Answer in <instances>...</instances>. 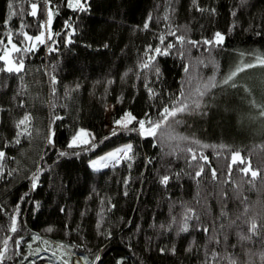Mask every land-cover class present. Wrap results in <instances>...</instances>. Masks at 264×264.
<instances>
[{"label": "trees", "instance_id": "trees-1", "mask_svg": "<svg viewBox=\"0 0 264 264\" xmlns=\"http://www.w3.org/2000/svg\"><path fill=\"white\" fill-rule=\"evenodd\" d=\"M9 2L0 0V55L9 32L18 47L27 46L17 34L21 24L31 36L44 31L46 42L14 54L23 59L21 72L0 70L3 264H24L20 251L34 234L89 259L98 256L96 264H264V66L256 65L257 56L264 58V0H87L86 11L68 8L67 0L47 6L46 0H11V9ZM33 3L36 16L30 14ZM47 8L54 13L50 31L59 33L51 39L42 27ZM10 12L16 14L9 20ZM85 26L99 42L80 39ZM170 31L199 44L181 45ZM217 32L225 37L222 45L204 44ZM168 43L175 45L170 54L153 62L159 75L140 67L149 45L163 50ZM237 67L242 70L233 80L221 84ZM210 80L216 87L194 109L196 89ZM185 97L189 111L178 113L179 124L169 118L162 139L159 132L144 137L114 123L126 112L159 120L164 106ZM25 115L30 121L17 127ZM135 127L133 121L129 128ZM50 128L54 145L47 142ZM79 128L91 133L95 148L68 147ZM126 142L133 146L131 161L91 167L92 158ZM189 147L196 161L185 151ZM233 152L245 163L233 164ZM246 165L258 172L255 178L240 171ZM34 173L39 181L32 190ZM165 175L167 184L161 183ZM185 223L188 229L181 231Z\"/></svg>", "mask_w": 264, "mask_h": 264}, {"label": "snow or ice", "instance_id": "snow-or-ice-1", "mask_svg": "<svg viewBox=\"0 0 264 264\" xmlns=\"http://www.w3.org/2000/svg\"><path fill=\"white\" fill-rule=\"evenodd\" d=\"M51 0H46V6L48 3H50ZM193 4H196V0H193ZM86 5H87V0H67V7L74 9V10H79V11H86ZM13 7L11 0L8 4V8L11 9ZM32 11H31V15L32 16H36L37 15V4L33 3L31 5ZM201 11H203V9H200ZM212 11H215L214 9ZM15 12H10L8 19L10 20L12 18L13 15H15ZM47 21L45 22V25H42V27H48L49 28V32H48V36L47 39H51L53 35H59V33H52L50 31V26L53 20V15L54 13L52 12L51 8H47ZM149 19H151V17H149ZM165 19H167V17H165ZM148 23L146 22L144 24V28L147 29L148 28ZM66 27H70V25L66 22ZM24 25L21 24V30L19 33H17L18 35H23V41L21 42L22 44H24L25 42L27 43V46L24 47H18L16 43H13L12 41V34L11 32H9L7 34V43L8 45H11V49L8 50L6 49L3 55H0V61H6V68L5 69H0V70H6L9 73L12 72H16L19 73L24 69V62L23 59L21 58L19 61H13L11 60L9 57L11 55V53H19L21 51L24 52H33L34 50H36L38 44H45L46 40H45V32L44 31H40V33L38 35L35 36H31L28 35L27 32L23 31ZM74 31V30H73ZM168 35H172L176 37V40L180 42L181 45L187 44V45H191L192 47H196L197 44H199L198 41H193V40H188L186 39L185 36L183 35H179L177 36L175 32L170 31L168 33ZM161 43H164L165 37L162 35L159 37ZM224 35H222L221 33L217 32L215 33L213 39L211 40H205L204 44L209 45V46H219L222 45L224 42ZM0 43H3V40H0ZM66 43H71V36L69 35L66 39ZM173 47H175L174 44L172 43H168L167 46L162 50L160 47H155L153 48L151 45L148 46V49L146 51V56H147V60L146 61H142L140 64L141 68L144 69H148V68H152V70L159 75L160 74V69L158 67L155 66V64L153 63L156 59V55H169V49H172ZM55 49L50 48L49 51H54ZM148 53H154L153 55H148ZM180 56L183 57L186 53L184 51H180ZM256 63L259 65H264V58H261L260 56L256 57ZM255 64H246L244 67L245 68H251V67H255ZM242 69L237 67L236 71L231 72L228 76H226L222 81H220L221 84L224 85H228L230 81L233 80V78L237 75V73L239 71H241ZM185 71H188L187 66H185ZM56 80L55 77H52V83L55 84ZM212 87H216V84L214 82H210L203 85V87H198L196 89V99H193L191 101V105L194 106V109H199L201 107V99L204 95L207 94V92L210 90V88ZM231 87H236L235 83L231 84ZM148 91L150 93H152V89L149 88ZM53 92H55V89H53ZM181 95L183 96V93H181ZM187 97H185L184 100H178L177 102H175L171 108H169L168 106H164L162 113H161V117L159 120H152L151 117H147L146 119H137V117H135L134 115H132V113L130 112H126L124 114L123 117H121L120 119H117L114 123L115 125H117L119 128L124 129V130H128V131H137L141 136L144 137H157L158 136V132L160 134V138L162 139L164 136L163 133V129L164 126L166 124H168L169 122V118H173L174 123L179 124L181 123L180 120L175 119L178 115V113H183V112H187L189 111L190 105L189 103H187ZM262 115H264V111H262L261 113ZM147 116V114H146ZM30 116L25 115L21 120L18 121L17 127H21V126H25L27 125V123L30 121ZM55 119H61V117H56ZM133 121H136V123L138 124V128H129V125H131L133 123ZM27 129L25 128V131ZM23 133H18V136L21 135ZM113 135H115V129L113 130ZM54 137H55V132L54 130H52L51 128L49 129V133L47 136V142L49 145H54L55 141H54ZM89 137H91V139H89ZM169 139H173L174 137H172L171 135L168 136ZM107 139V137L105 138ZM179 139H187V137H179ZM92 140H94V137L91 136V133L87 132L85 129L81 128L79 129L75 135H73L68 147L69 148H74V147H79L80 145H85V146H89L91 148H95L96 144L92 143ZM16 143H19V139L16 140ZM194 143L199 144V141H194ZM202 147L206 148L209 147V145H202ZM85 150H88V148L86 147ZM185 151H187L188 153H191V159L193 161H196L198 156H197V152L193 150V148L189 147L187 149H185ZM75 155H79V153H74ZM219 154V153H218ZM61 156H65L67 155V153L65 152H60ZM6 158V153L3 150H0V162L4 161ZM134 158V153H133V146L131 144H127L125 146H123L122 148H118L113 152H109L106 154V156L101 157L99 159V161H91V167L95 170H99V168L101 167H108L110 163L114 164H119L121 161H131ZM200 159L207 161V157L206 156H200ZM239 161L240 164H244L245 161L243 160V158L240 156L239 152H233L232 154V162L233 164L237 163ZM129 167H131V164L128 165ZM0 171H3V165L0 164ZM40 170L38 169V172ZM204 171L203 166L200 167V170L197 171L195 173L196 176H200L202 174V172ZM240 171H242L243 173H245L246 175L251 172V176L253 178H255L258 175L257 171H253L251 170V167H243L240 169ZM231 172V165H229V173ZM212 177L213 179L216 178V170L212 169ZM170 177L165 175L163 177H161V183L163 184H167L169 181ZM38 181H39V175L38 173H34L32 178H31V186H32V190H35L36 187L38 186ZM126 194V193H125ZM27 197V193L25 194L24 197H21V199H25ZM3 209H0V211H2ZM17 218L14 215L12 217L11 220V231L12 232H16L17 231ZM188 226L187 223L184 224V227L181 229V231H187ZM253 229H255V224H253ZM53 229L52 228H48L46 231L51 232ZM34 239L38 240L40 239V237L37 235L34 237ZM8 241L5 240L4 244L5 246L7 245ZM15 243L17 244V246H19L20 241L17 240L15 241ZM29 247H31V245H29ZM7 251V248L5 247L4 251H0V264H3L5 257V252ZM161 251H164L163 249H161ZM97 260H99V257H96ZM64 264H68L67 261H64ZM77 264H79V262H77Z\"/></svg>", "mask_w": 264, "mask_h": 264}, {"label": "rangeland", "instance_id": "rangeland-1", "mask_svg": "<svg viewBox=\"0 0 264 264\" xmlns=\"http://www.w3.org/2000/svg\"><path fill=\"white\" fill-rule=\"evenodd\" d=\"M80 39L85 40V41H90V42H99V40H97V38L95 37L91 26L90 27L85 26L84 30L82 31V33L80 35ZM13 43H15V42L13 41ZM6 49L10 50L11 45H8V43H7L1 55L4 54ZM14 54L15 53H11L9 58L13 61H19L15 58ZM4 62H5V67H6L7 62L6 61H4ZM119 62L120 61H118V65H119ZM256 65H258V64L256 63ZM261 66H264V65H261ZM118 72H119V69L117 70V73ZM116 82L117 81H115L114 83L116 84ZM114 104L115 103L112 102L108 106V109H107L108 116L113 111ZM110 127H111V122L109 120V128ZM135 128H138V127H135ZM79 129H81V128H79ZM83 129H85V128H83ZM85 130L87 132H89L87 129H85ZM89 139H90V137H89ZM127 144H131V143L126 142L122 145H119L115 148H112V149L92 158L90 160V165H91V161H94V160L99 161V159L101 157L106 156L107 153L113 152L118 148H122L123 146H125ZM113 165H116V164H114V162L110 163L108 167L113 166ZM245 167H248V165H246ZM101 168H104V167H101ZM35 236H37V234H34L32 239L27 243L28 249L23 251V252L20 251L22 254V261L24 262V264H64V261H67L68 264H77V262H79V264H94V262H95V260L89 259L88 257H86L82 254L76 253L70 246H67L63 243L56 242L53 240H48L47 238L41 237L40 235H38L40 237V239L36 240V239H34ZM29 245H31V247H29Z\"/></svg>", "mask_w": 264, "mask_h": 264}, {"label": "water", "instance_id": "water-1", "mask_svg": "<svg viewBox=\"0 0 264 264\" xmlns=\"http://www.w3.org/2000/svg\"><path fill=\"white\" fill-rule=\"evenodd\" d=\"M98 257V256H97ZM97 263V259L95 258V262H94V264H96Z\"/></svg>", "mask_w": 264, "mask_h": 264}]
</instances>
